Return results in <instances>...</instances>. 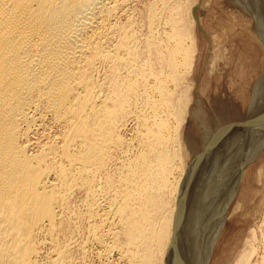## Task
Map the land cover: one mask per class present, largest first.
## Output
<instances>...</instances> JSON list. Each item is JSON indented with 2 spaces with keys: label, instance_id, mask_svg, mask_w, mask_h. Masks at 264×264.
<instances>
[{
  "label": "bare ground",
  "instance_id": "obj_1",
  "mask_svg": "<svg viewBox=\"0 0 264 264\" xmlns=\"http://www.w3.org/2000/svg\"><path fill=\"white\" fill-rule=\"evenodd\" d=\"M195 2L0 0V264H210L264 78L240 129L208 140L194 114L210 160L185 173ZM236 4L264 46V0ZM250 233L232 264H264Z\"/></svg>",
  "mask_w": 264,
  "mask_h": 264
},
{
  "label": "rangeland",
  "instance_id": "obj_2",
  "mask_svg": "<svg viewBox=\"0 0 264 264\" xmlns=\"http://www.w3.org/2000/svg\"><path fill=\"white\" fill-rule=\"evenodd\" d=\"M190 1L197 4L188 16L195 52L187 78L190 104L178 126L185 162L180 168L185 173L196 160L209 157L203 150L207 130L194 114L199 113L213 132L208 140L240 129L247 122L255 86L264 78V46L255 24L239 9L236 0ZM245 165L210 264H232L244 242L251 239V231L259 241L264 236V149L254 162Z\"/></svg>",
  "mask_w": 264,
  "mask_h": 264
}]
</instances>
